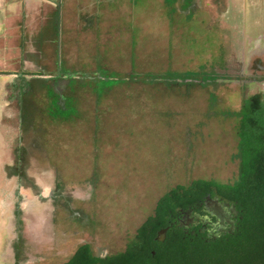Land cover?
<instances>
[{
    "label": "rangeland",
    "instance_id": "obj_1",
    "mask_svg": "<svg viewBox=\"0 0 264 264\" xmlns=\"http://www.w3.org/2000/svg\"><path fill=\"white\" fill-rule=\"evenodd\" d=\"M65 1L30 21L33 52L9 41L0 69V264L123 252L171 189L236 183L235 112L264 91L262 73L243 82L249 60L264 64V0ZM36 28L53 44L37 53ZM16 77H56L66 104L48 88L28 99L23 126L42 135L26 140L25 179L9 172L17 120L3 117Z\"/></svg>",
    "mask_w": 264,
    "mask_h": 264
},
{
    "label": "trees",
    "instance_id": "obj_2",
    "mask_svg": "<svg viewBox=\"0 0 264 264\" xmlns=\"http://www.w3.org/2000/svg\"><path fill=\"white\" fill-rule=\"evenodd\" d=\"M22 80L16 77L7 83L8 105L3 117L6 112L14 111L7 120H17L13 121L18 132L13 141L16 162L9 172L25 179L29 156L26 140L31 139L29 144L37 147L42 135V131L34 129L32 121L28 127L23 126L25 115L34 109L28 99H33L48 88L56 94L54 103L57 112L66 110V104L61 100L62 92L54 86L56 77L28 79V87L24 86ZM235 113L239 159V179L236 183L198 179L188 186L179 185L160 198L154 214L139 227L125 251L102 260L94 255L88 244H83L64 264H264V91L243 97ZM210 193L241 210L243 219L238 232L224 240L212 242L183 241V234H173L167 248L156 251L153 256L157 232L176 220L180 210L200 204Z\"/></svg>",
    "mask_w": 264,
    "mask_h": 264
},
{
    "label": "flooded vegetation",
    "instance_id": "obj_3",
    "mask_svg": "<svg viewBox=\"0 0 264 264\" xmlns=\"http://www.w3.org/2000/svg\"><path fill=\"white\" fill-rule=\"evenodd\" d=\"M247 68L251 71L247 74L246 80L243 81L246 84L251 85L250 83L256 81V72L264 75V64H254V60L253 63L249 60ZM246 84H243V87H246ZM38 195L41 197V193ZM242 219L240 209L214 193L207 194L200 204H194L185 210H180L176 220L157 232L154 239L156 250L152 252V255L155 256L156 251H164L172 240L171 236L173 234H183V241L205 240L212 242L224 240L238 232ZM163 230H165L163 241H158V233ZM96 256L104 260L110 255Z\"/></svg>",
    "mask_w": 264,
    "mask_h": 264
},
{
    "label": "crops",
    "instance_id": "obj_4",
    "mask_svg": "<svg viewBox=\"0 0 264 264\" xmlns=\"http://www.w3.org/2000/svg\"><path fill=\"white\" fill-rule=\"evenodd\" d=\"M113 0H108L111 2ZM48 5L50 10H54L60 6V11L64 13V7L67 5L65 0H0V69H6L9 61L6 59V52L8 51L9 41L11 39L19 38L18 46L21 47L25 53L33 52L31 48L28 50L29 36L26 35L27 28L30 21L31 24L40 27V22L44 21L43 9ZM79 15V13L77 14ZM64 15H62V18ZM38 42L41 44L35 47V53H37V47L52 46L49 42V38L43 40V31L36 28ZM41 30V33L40 31ZM40 47V48H41ZM29 51V52H27ZM39 53V52H38ZM20 76V75H18ZM13 81V80H12ZM12 81H7L8 83Z\"/></svg>",
    "mask_w": 264,
    "mask_h": 264
},
{
    "label": "water",
    "instance_id": "obj_5",
    "mask_svg": "<svg viewBox=\"0 0 264 264\" xmlns=\"http://www.w3.org/2000/svg\"><path fill=\"white\" fill-rule=\"evenodd\" d=\"M164 234H165V230L160 231V232L158 233L157 240H158V241H163Z\"/></svg>",
    "mask_w": 264,
    "mask_h": 264
}]
</instances>
